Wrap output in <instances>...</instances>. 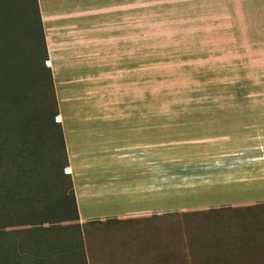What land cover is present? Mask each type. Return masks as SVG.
I'll list each match as a JSON object with an SVG mask.
<instances>
[{
	"label": "rangeland",
	"instance_id": "374dc122",
	"mask_svg": "<svg viewBox=\"0 0 264 264\" xmlns=\"http://www.w3.org/2000/svg\"><path fill=\"white\" fill-rule=\"evenodd\" d=\"M23 1L26 15L33 14L31 1ZM142 14L140 41H125L124 57L114 59L84 106L87 90L60 107L53 85L54 108L37 71L49 68L42 48L25 44L37 81L26 104L42 122L41 153L57 158L58 188H67L66 175L72 182L57 155L65 133L70 153L84 162L100 153L95 160L117 169L110 178L142 183L133 190L155 194L150 206L156 202L157 211L171 215L174 261L264 264V10L246 11L252 24L219 26L159 25L166 20ZM132 33L126 27L127 39ZM72 117L76 134L68 131ZM68 240L57 264H82L71 251L75 234Z\"/></svg>",
	"mask_w": 264,
	"mask_h": 264
},
{
	"label": "crops",
	"instance_id": "0c3cea01",
	"mask_svg": "<svg viewBox=\"0 0 264 264\" xmlns=\"http://www.w3.org/2000/svg\"><path fill=\"white\" fill-rule=\"evenodd\" d=\"M37 5L60 107L72 103L79 90L89 96L79 106L94 99L102 74L115 58L124 57L125 41H140L142 12L166 20L159 25L219 26L252 24L246 11L264 10V0H37ZM126 27H133L128 39ZM93 71L98 76L89 78ZM68 73L78 76L64 80ZM81 119L79 123H88ZM73 121L68 122L69 134H76L70 128ZM64 141L86 264H184L174 261L173 230L167 227L171 215L157 211L156 202L150 206L155 194L133 190L142 183L110 178L109 172L117 169L95 160L100 153L84 162L81 154L70 153L65 133ZM93 163L98 169L89 176Z\"/></svg>",
	"mask_w": 264,
	"mask_h": 264
},
{
	"label": "trees",
	"instance_id": "16d2710c",
	"mask_svg": "<svg viewBox=\"0 0 264 264\" xmlns=\"http://www.w3.org/2000/svg\"><path fill=\"white\" fill-rule=\"evenodd\" d=\"M18 1L13 11L11 0H0V264H57L65 260L71 233V251L86 264L72 182L66 175L67 188H58L57 158L41 153L42 122L26 104L37 81L26 64L25 44L42 48L43 63L48 61L37 0L29 1V16ZM37 71L56 108L50 69ZM57 155L64 160L61 170L67 168L62 134Z\"/></svg>",
	"mask_w": 264,
	"mask_h": 264
}]
</instances>
